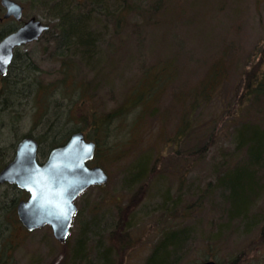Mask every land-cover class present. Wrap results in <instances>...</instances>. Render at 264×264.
<instances>
[{
	"label": "rangeland",
	"instance_id": "rangeland-1",
	"mask_svg": "<svg viewBox=\"0 0 264 264\" xmlns=\"http://www.w3.org/2000/svg\"><path fill=\"white\" fill-rule=\"evenodd\" d=\"M17 1L25 6L27 18L36 17L50 29L40 40L21 47L11 66L9 76L19 95L13 112L3 113L6 125L12 124L2 149L7 160L15 154H11L9 147L16 145L24 134L38 136L48 128L49 121L41 119L32 100L36 88L33 79L44 86L58 83L65 87L67 94L55 89L54 96L62 104L57 112L61 109L65 129L81 126L96 138L90 129L91 118L123 106L143 71L171 61L173 67L178 63L179 72L173 71L169 76V85L157 105L161 112L171 111L166 115V119H171L169 126L165 127L158 117H146L145 125L133 140L134 153L118 161L100 157L98 164L94 160L89 163L92 167L102 166L109 180L90 187L76 200L77 212L65 243L55 239L49 226L28 231L19 218V224L12 222L13 200L19 203L24 191L15 185H0V264H146L165 230L185 227L190 228L189 236L182 247L164 250L174 259L173 264H201L207 258L221 264H264V193L252 206L247 223L234 221L227 229L219 227L220 222L226 221L229 209L216 185V170L222 169L220 165L229 159L226 155L236 143V114L230 115L233 110L222 107L225 99H232L248 57L253 56L254 48L264 39V0H130L140 8H132L127 16L118 13L122 4L117 0H104L105 9H99L102 13L93 11V0H70V7L79 12L93 11V29L100 40L92 59L97 68L84 70V76L98 85L99 110L87 100L84 105L79 103L76 72L70 74L68 81L64 79L62 64L66 56L56 49L59 20L52 11L61 0ZM221 60L227 66L226 92L220 95V102L216 97L201 115L202 123L217 124L214 140L203 157H185L181 149L165 145L171 137L167 138L165 131L171 135L177 129L181 121L178 113L187 93ZM251 60H257V56ZM78 87L82 89L81 85ZM134 110L139 112L141 107ZM261 115L264 122V112ZM82 116H87V124L82 123ZM251 117L253 121L260 118ZM125 133L122 131V136ZM46 143L40 146V162L49 154ZM138 151L148 154L149 161L145 154L138 156ZM155 166L153 175L131 181L138 169L146 167L148 173ZM228 166L223 163L222 173ZM168 197L179 202L175 218L162 208ZM195 201H201L198 210L190 214L183 210ZM15 210L18 217L17 207ZM167 237L170 239V235ZM165 252L162 250L159 257ZM103 253H107V260Z\"/></svg>",
	"mask_w": 264,
	"mask_h": 264
},
{
	"label": "trees",
	"instance_id": "trees-1",
	"mask_svg": "<svg viewBox=\"0 0 264 264\" xmlns=\"http://www.w3.org/2000/svg\"><path fill=\"white\" fill-rule=\"evenodd\" d=\"M69 1L61 0L52 7V11L59 20V23H57L59 30L56 37V49L65 52L66 56L62 64V73L64 74V79L68 81L70 74L76 72L79 77V85L82 86V89L78 87L79 85L76 87V89L80 90L78 96L80 98L78 100L79 103L84 105L87 100L88 103L92 102L99 110L101 106L96 104L98 85L96 82L86 79L84 76L86 71L84 70H95L97 68L93 64L92 59L95 58L96 50L94 49L97 48L96 44L100 40L96 39L95 36L92 14L95 9L97 12H100L99 9H105V1L93 0L91 5L94 6V9L90 13L77 11L70 7ZM117 1L122 4L117 10L121 15L127 16L131 14L132 8L137 10L140 8V6L135 7L130 0ZM143 13L144 10H142ZM119 18L124 20L122 16ZM118 25L120 26L121 24L118 23ZM255 56H257V60H251ZM172 64L170 61L168 63L165 62L162 67L158 64L149 70L146 69L136 82L129 100L123 106L107 114L103 112L101 114H94V118H91L93 124L90 125V129L96 133V138L90 137L87 134L89 131H86L81 126L65 129V124L60 119V115H62L61 109L57 112L58 107L62 106V104L57 103L54 96L56 94L55 89L56 91L63 90L65 94H67V89L61 87L58 83L44 86L40 80L35 78L36 80H33L36 83V88L32 100L37 109L36 111L42 117L41 119L48 120L49 124L46 125L48 128L43 134H39L38 136L32 133L24 134L21 138L27 136L34 137L40 146L48 142L46 144L50 152L52 149L64 145L73 133L82 131L86 134L88 140H93L97 145L96 156L94 158L95 163L98 164L100 157L112 158L114 161L121 160L136 151L133 148L135 136L140 131V128L145 125L146 117H158L165 127L169 126L171 119H166V115L171 113V111L166 110V112H161L159 107L157 108V105L165 93V87L169 85V76L173 71L174 74L179 72L178 63H175L174 67ZM127 70L129 69L127 68ZM226 73L227 66L221 60L215 63L213 70L210 71L204 80L200 81L201 83L198 86L191 88L187 93L188 98L186 102L183 100L181 110L178 113V118H181L179 126L171 135L165 131L168 135L167 138L171 136L169 139H166L165 145L170 144L174 145L175 149H181L185 157H196L197 155L200 158L208 153L209 150L206 151V149L211 146L215 130L218 126L215 124V121L211 125L202 123L201 115L216 100V97L217 101H219L220 95L226 92L224 90L227 80ZM8 77L9 79L7 77H0V87H2L0 90V170L11 160L6 159L8 156L2 150L5 147L3 146V142L6 134H9L12 129V124L9 125L7 123L6 125V118L3 113L6 111L13 112L14 103L19 95L14 90L12 78ZM40 95L43 96L41 97ZM175 98H179V95ZM149 100H151V103H148ZM225 101L222 109L225 107L226 111L233 110V113L231 112L230 115L236 114L233 120L235 128L232 126L235 131L234 139L236 143L234 149L226 155L229 159L223 162L224 166L229 165L227 170L222 173L223 163L220 165L222 169L218 168L216 170V185L220 189L223 200L229 209L228 212L226 211V214H228L226 221L220 222L219 227L223 226L229 229L231 226L228 225L234 221L247 223V219H249L248 214L252 210V206L258 203L264 193V122L261 115L264 112V39L259 46L254 48L253 56L248 57L246 68L243 70L241 76L240 85L233 93L232 99H225ZM54 106L56 107L54 108ZM136 106L141 107L139 112L134 110ZM147 112L149 115L146 114ZM251 116L260 118L256 122L253 121ZM69 117L72 116L69 115ZM81 120L82 123L87 124L88 118L87 116H82ZM213 126L214 128H212ZM122 131H126L124 136H122ZM109 141H111V144ZM11 149L12 154L16 149L14 143L9 147V150ZM125 149H128V151ZM137 154L140 156L142 153L138 151ZM143 154L147 157L148 162V159L151 157L145 152ZM147 162L146 165L148 164ZM155 168L156 166L148 173L146 167L138 169V173L133 176L131 181L137 180V178L139 180L148 178L150 174L153 175L152 172ZM232 174H234L232 176L233 179L231 178ZM209 189L211 190V187L208 188V191H210ZM26 195L27 193L24 192L21 198L25 199ZM17 201L13 200L14 209L12 210L11 208L10 210L11 220L15 224H19L15 210ZM178 203V200L172 201L168 197L164 199L162 208H166L165 210L169 212V215L175 218L176 214L179 213ZM201 206V201H195L192 205H185L183 210L190 214ZM189 229L185 227L165 230L161 241L155 246L146 264H173L174 259L169 258V255L164 250H171L172 248L179 250L185 242L184 240L189 236L187 234ZM167 235H170V239ZM162 250L165 254L160 258L159 255L162 254L159 253ZM177 252L174 254L176 255ZM103 254L107 260V253ZM75 255L78 256L79 254ZM209 259L207 258L204 261ZM216 262L221 264L220 261ZM105 264H108V262L106 261Z\"/></svg>",
	"mask_w": 264,
	"mask_h": 264
},
{
	"label": "water",
	"instance_id": "water-1",
	"mask_svg": "<svg viewBox=\"0 0 264 264\" xmlns=\"http://www.w3.org/2000/svg\"><path fill=\"white\" fill-rule=\"evenodd\" d=\"M6 17L21 18L23 7L15 0H2ZM50 29L42 20L32 17L18 31L0 42V73L6 75L14 48L38 41ZM40 144L34 137L18 141L13 159L0 171V185H16L28 193L17 204V215L28 231L49 226L55 239L65 243L71 233L77 212L76 200L90 187L101 186L109 177L101 166H90L97 145L85 133H73L68 141L52 149L46 160L38 159ZM201 264H218L209 259Z\"/></svg>",
	"mask_w": 264,
	"mask_h": 264
},
{
	"label": "flooded vegetation",
	"instance_id": "flooded-vegetation-1",
	"mask_svg": "<svg viewBox=\"0 0 264 264\" xmlns=\"http://www.w3.org/2000/svg\"><path fill=\"white\" fill-rule=\"evenodd\" d=\"M15 1L18 2L17 0H15ZM18 3L23 7V12H22L21 18H17L14 15H11L10 17H6L7 9L3 6L2 0H0V4H1V7H0V42H2L10 34L18 31L20 28H22L26 24V22H28L32 18V17L27 18L25 6L22 5L20 2H18ZM26 45H28V43H24V44L16 46L14 48V55H13L12 62L8 68V72L6 75H2L0 73V77H8L9 76L10 71H11V66L17 58L18 50L21 47H24ZM15 152H16V149H15ZM26 196L28 198V193ZM27 198H25V199H27ZM22 200H24V199H22Z\"/></svg>",
	"mask_w": 264,
	"mask_h": 264
}]
</instances>
